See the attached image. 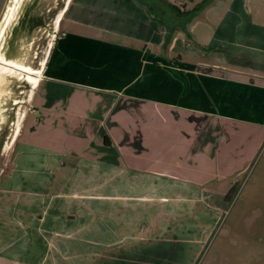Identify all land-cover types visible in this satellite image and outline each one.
Listing matches in <instances>:
<instances>
[{"label": "crops", "instance_id": "0c3cea01", "mask_svg": "<svg viewBox=\"0 0 264 264\" xmlns=\"http://www.w3.org/2000/svg\"><path fill=\"white\" fill-rule=\"evenodd\" d=\"M173 1L68 2L0 174V253H18L12 263L157 261L165 203L201 201L211 173H241L240 135L262 147L264 0H224L219 21Z\"/></svg>", "mask_w": 264, "mask_h": 264}, {"label": "rangeland", "instance_id": "374dc122", "mask_svg": "<svg viewBox=\"0 0 264 264\" xmlns=\"http://www.w3.org/2000/svg\"><path fill=\"white\" fill-rule=\"evenodd\" d=\"M222 1L225 2L224 0H194L195 4L202 5V9L196 15L197 20H206V18L221 20ZM27 2V10L30 9L31 14L36 18H41L44 24L28 35V38L26 35L21 38L24 42L21 56L24 62L34 66L29 65L30 70L38 71L47 59L51 45L58 35L55 21L61 11L66 8L68 0H27ZM171 2L175 1L171 0ZM24 3L25 0L19 1V8H17L19 11H15L17 16ZM160 6L161 4L156 2L150 4L151 10ZM212 6L218 7L213 15L206 10ZM186 37L187 41H191L187 32H185ZM192 42L198 43H192L191 47L203 49L204 46L199 39H192ZM170 45L171 39L168 38L166 46L162 48L163 53L167 52ZM189 49L190 44H183L181 47V50L185 52ZM185 59L189 60L187 55ZM219 71L221 72V69ZM8 81V85L2 88L3 96L0 104V140L4 139L3 146L0 148V174L3 173L5 165H10L12 162L11 148H7L15 128L16 126L21 128L23 119L34 106V103L30 101L31 92L34 90L31 80L24 81L15 76L8 77ZM100 126L103 125L99 123L94 125L96 134ZM104 131H106L104 127L100 128V134H104ZM239 137V140H235L237 145L243 146L242 148L248 154L245 159L238 158L239 155L236 157L238 160L236 166L243 168L242 172L228 179L226 176L228 177L232 172L224 175V167L220 172L211 173L212 181L201 201L192 203L185 200L167 201L163 210L167 215V228H165V234L155 240L158 241L155 250L159 251L157 254L160 258L157 261L148 260L147 264H264V143L258 151H255L257 139L250 144L244 136ZM224 160L221 158V161ZM233 188L235 193L232 199L228 200ZM213 189H219L221 194L217 193L211 197ZM219 198L220 214L213 210ZM194 211L196 217H194ZM190 215H192L191 220L186 217ZM175 220H180L181 229L177 227L176 232L170 234L168 226ZM189 227H192V230L184 232V229ZM153 249L154 247L149 256L154 255ZM28 254L25 253L24 256ZM1 255L0 264H14L12 260L18 253L11 250L5 253V256ZM7 259L10 261L7 262ZM99 264H110V261H100Z\"/></svg>", "mask_w": 264, "mask_h": 264}, {"label": "water", "instance_id": "95a60500", "mask_svg": "<svg viewBox=\"0 0 264 264\" xmlns=\"http://www.w3.org/2000/svg\"><path fill=\"white\" fill-rule=\"evenodd\" d=\"M9 2L10 0H0V25L2 23L7 4ZM27 5H28V2L27 0H25V3L23 4V7L21 9V12L18 15L17 20H15V22L13 23L11 29L9 30L7 34V38L5 40L3 51L6 54L7 59L17 61L25 65L33 66L32 64L26 63L23 61V58L21 56V53H22L21 50L24 47V42L22 41L21 38H23L24 35H26V38H28V35H30L32 32H35L36 29L42 27L44 23L41 18H36L33 14H31L30 9L27 10L28 9ZM28 19L34 20V21L27 22ZM24 20L26 21L23 25H25L26 27L24 29L23 28L21 29V24ZM34 22H35V25H32ZM55 24H56V21H55ZM29 28L30 29L32 28L33 30H29ZM15 76H18V78L21 80L23 79L21 75L15 73V74H11L7 76V80L5 82L3 81L2 83H0V104H1V99L3 96L2 88L8 85L9 83L8 77L12 78ZM234 193H235V188L231 190L228 200L232 199V196Z\"/></svg>", "mask_w": 264, "mask_h": 264}, {"label": "bare ground", "instance_id": "6f19581e", "mask_svg": "<svg viewBox=\"0 0 264 264\" xmlns=\"http://www.w3.org/2000/svg\"><path fill=\"white\" fill-rule=\"evenodd\" d=\"M19 1L20 0H10V2L7 4L2 23L0 25V83H2L3 81L5 82L7 80V76L16 73L21 75L24 80H31L33 82L32 88L35 89L40 82L39 79L41 77L42 70L46 64V60L42 63L38 71H32L30 70L29 65H25L23 63L7 59L6 54L3 51L9 29L12 27L13 23L18 18V16L15 14V11H19V9H17L19 8ZM69 1L70 0H68V2ZM64 12L65 9L61 11L56 20L57 27H59Z\"/></svg>", "mask_w": 264, "mask_h": 264}, {"label": "flooded vegetation", "instance_id": "af4514ba", "mask_svg": "<svg viewBox=\"0 0 264 264\" xmlns=\"http://www.w3.org/2000/svg\"><path fill=\"white\" fill-rule=\"evenodd\" d=\"M25 21H26V20H24V21L22 22V24H21V29H22V28L24 29V28L26 27L25 25H23V24L25 23ZM31 21H34V20H29V19H28L27 22H31ZM29 25H30V24H29ZM32 25H35V22H34ZM29 30H33V29H32V28H31V29L29 28ZM44 68H45V66H44ZM44 68H43V70H42L41 77H40L39 80H41V78H42V76H43ZM26 81H28V80H26ZM39 83H40V82H39ZM37 86H38V85H37ZM36 88H37V87H36ZM33 89H34V88H33ZM25 117H26V116H25ZM23 120H24V119H23ZM20 131H21V128L19 129L18 126H16V128H15V132H14L12 138H11L10 144L13 143V142L15 141V139H16L17 136L19 135ZM3 140H4V139L0 140V148L3 146ZM8 148H9V147H8Z\"/></svg>", "mask_w": 264, "mask_h": 264}]
</instances>
